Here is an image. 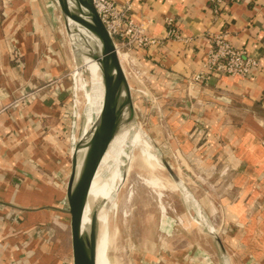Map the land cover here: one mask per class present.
I'll return each instance as SVG.
<instances>
[{"label":"crops","instance_id":"0c3cea01","mask_svg":"<svg viewBox=\"0 0 264 264\" xmlns=\"http://www.w3.org/2000/svg\"><path fill=\"white\" fill-rule=\"evenodd\" d=\"M117 1H130L135 20L161 39L160 44L134 50V55L153 81L176 149L190 159L193 170L219 173L229 166L235 173L231 199L220 196L230 260L264 264V0L233 1L219 14L209 0ZM168 17L187 42L166 36ZM224 30L235 46L259 58L260 67L248 77L191 82L207 58L210 36ZM58 47L52 20L38 0H0V235L6 236L0 244V264H35L30 255L37 246L36 258L45 260L47 255L46 222L54 211L48 204L55 205L54 197L19 170L27 167L42 175L27 159L33 157L31 148L36 151L34 143L47 139L41 129L55 118L50 108L63 94L43 99L31 89L35 76L62 72ZM15 60L23 61L22 66ZM23 84L31 98L14 106L26 92ZM23 141L30 151L17 145Z\"/></svg>","mask_w":264,"mask_h":264},{"label":"rangeland","instance_id":"374dc122","mask_svg":"<svg viewBox=\"0 0 264 264\" xmlns=\"http://www.w3.org/2000/svg\"><path fill=\"white\" fill-rule=\"evenodd\" d=\"M38 1L52 20V36L56 40V45L60 46L59 57L63 63L61 67L63 70L57 75L48 72L35 76L34 87L31 90L36 91L37 96L43 99L62 93L63 99L57 101L59 104L57 103L55 108H50L55 118L41 129L47 139L42 143L35 142L36 151L31 148L33 157L27 159L35 170L46 176L56 193L55 205L48 204L54 211L50 220L46 222L48 224L46 232L49 236L47 255L45 260L36 258L39 253L37 246L36 252L31 251L33 253L30 260L35 264H71L70 219L60 208L65 206L64 197L72 170L73 98L77 100L78 112L82 113L75 131V137L78 138L85 125L84 110L87 92L90 89V73L84 67L85 61L76 58L73 52L57 1ZM134 54L133 51L131 57L123 60L129 80L134 85L132 91L136 117L131 139L136 136V130L140 129L149 140L151 149L160 154L162 161H167L172 166L180 183L178 185L175 182L163 164L164 168L157 172L158 176L166 182L175 184L177 188L163 190V196L158 198L156 192L141 184L137 176L138 169L128 175L127 181L120 185L117 203L113 200L108 205L111 214L108 232L113 238L108 254L110 264H225L215 235L224 244L226 235L223 232L224 225H221L220 221L224 205L220 196L227 194L228 199H231L230 192L234 189L235 173L229 171L227 166L222 172L209 173L193 170V167L188 165L190 159L176 149L175 142L171 141L169 133L166 132L170 130L169 124L160 106L159 97L154 91L153 81L143 73L142 63ZM15 58L20 60L22 57L17 55ZM15 61L22 66L23 61ZM24 87L26 92H31L26 85ZM26 92L18 98H31L30 94L25 96ZM66 115L68 117H65ZM153 120H156L155 123ZM17 145L30 151L26 141ZM131 149L128 148V152L139 154V149L135 151ZM64 159L68 161H63ZM125 163L128 164L127 159ZM127 167L124 166L123 170L125 171ZM216 179L220 181L216 182ZM161 204L167 207L166 216L162 214ZM3 206L0 203V208ZM211 227L216 234L209 232ZM5 239V235H0L1 245H4ZM26 241L30 243V239ZM32 244L33 241L29 246ZM234 259L236 258H232L231 261L229 257L228 264H237V260Z\"/></svg>","mask_w":264,"mask_h":264},{"label":"water","instance_id":"95a60500","mask_svg":"<svg viewBox=\"0 0 264 264\" xmlns=\"http://www.w3.org/2000/svg\"><path fill=\"white\" fill-rule=\"evenodd\" d=\"M56 1L76 58L85 61L87 70L90 61L96 62L102 83L99 112L78 138L75 137V131L82 113L78 112L77 100L73 98L72 170L64 197L65 206L60 208L70 219L71 264H97L99 208L109 203L97 199L96 205L90 208L91 186L107 152L134 127L136 112L133 91L115 39L103 22L94 0ZM162 162L179 185L180 179L172 166L167 161ZM19 172L35 181L47 195L56 197L54 187L47 178L27 167L21 168ZM87 208L89 219L86 222L84 216ZM215 238L224 263L228 264L226 248L219 237L215 235Z\"/></svg>","mask_w":264,"mask_h":264},{"label":"bare ground","instance_id":"6f19581e","mask_svg":"<svg viewBox=\"0 0 264 264\" xmlns=\"http://www.w3.org/2000/svg\"><path fill=\"white\" fill-rule=\"evenodd\" d=\"M119 55L121 61L123 62V60L126 59V55L122 52H120ZM87 68L91 74V78L90 89L87 92L88 94L84 110L85 125L82 128V132L86 131L89 124L95 119V116L98 114L101 107L102 101V83L98 65L96 62L90 61L87 64ZM131 87L134 89V85L132 83ZM134 130L135 128H133L124 138L118 141L117 144L105 155V158L100 165L91 186L90 208L96 205L97 199H104L109 204H111L113 200L117 203L120 185L127 181L128 175L135 169H138L137 176L139 177L141 184L156 192L158 198L163 196V190L177 188L175 184L166 182L158 176L157 172L164 168L160 154L151 149L149 140L144 136L140 129L136 130V136L134 139H131ZM128 148H132V151L139 149V154L136 153V155L128 152ZM125 159L128 161L127 165L125 163ZM124 166H128L125 172L123 170ZM130 194L131 192L129 195ZM123 204H125V202ZM161 210L162 214L166 216L168 211L167 207L161 204ZM88 211L89 209L87 208L84 216L86 222L89 219ZM98 216L100 229L97 264H110L108 254L111 249L113 238L109 236L108 232V226L111 219L108 206H100ZM210 231L216 232L213 227L210 228Z\"/></svg>","mask_w":264,"mask_h":264},{"label":"built area","instance_id":"2783aa9c","mask_svg":"<svg viewBox=\"0 0 264 264\" xmlns=\"http://www.w3.org/2000/svg\"><path fill=\"white\" fill-rule=\"evenodd\" d=\"M233 1L237 0H209V3L213 11L219 14ZM94 2L103 22L115 39L119 53H124L126 58L131 57V53L136 49L161 43V39L148 33V26L145 23L135 20L131 13L132 3L130 1L94 0ZM166 29L168 38L188 41L178 30L174 18L166 19ZM210 41L211 48L207 53V58L199 70L193 74L191 82L206 83L214 77L224 75L248 77L260 67V60L256 55L246 48L235 46L232 43L228 30L213 33L210 36ZM17 55L16 53L15 56ZM56 90L59 94L58 87ZM24 100L26 99L18 98L13 105H22ZM227 168L229 167L227 166Z\"/></svg>","mask_w":264,"mask_h":264}]
</instances>
